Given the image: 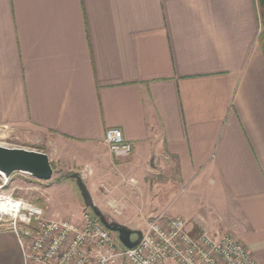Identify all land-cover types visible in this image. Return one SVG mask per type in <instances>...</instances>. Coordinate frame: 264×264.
Returning a JSON list of instances; mask_svg holds the SVG:
<instances>
[{
    "label": "crops",
    "instance_id": "obj_1",
    "mask_svg": "<svg viewBox=\"0 0 264 264\" xmlns=\"http://www.w3.org/2000/svg\"><path fill=\"white\" fill-rule=\"evenodd\" d=\"M262 30L258 0H0V129L50 159L71 147L110 182L90 189L100 208L133 198L132 180L168 217L204 203L201 230L264 263ZM109 128L131 155L111 152ZM0 264H25L11 231Z\"/></svg>",
    "mask_w": 264,
    "mask_h": 264
},
{
    "label": "built area",
    "instance_id": "obj_2",
    "mask_svg": "<svg viewBox=\"0 0 264 264\" xmlns=\"http://www.w3.org/2000/svg\"><path fill=\"white\" fill-rule=\"evenodd\" d=\"M105 142L117 157L132 153L120 128L107 129ZM8 204L9 210H2ZM4 215L10 223L0 226V232L17 236L25 264H264L234 234L203 229L195 235L185 218L165 212L147 222L133 248L123 245L91 210L82 219H48L37 205L0 198V221Z\"/></svg>",
    "mask_w": 264,
    "mask_h": 264
},
{
    "label": "rangeland",
    "instance_id": "obj_3",
    "mask_svg": "<svg viewBox=\"0 0 264 264\" xmlns=\"http://www.w3.org/2000/svg\"><path fill=\"white\" fill-rule=\"evenodd\" d=\"M258 2L263 23L262 36L259 42L263 49L264 19L262 13L264 8L260 4V1ZM0 144L7 147L34 149L31 148L32 146L29 144H24L15 133L3 129H0ZM50 152L52 153L51 162L54 167V174L49 180L37 179L29 173L21 171H16L9 176H5L4 173L0 172L1 201H6L11 198L15 201L37 205L44 209L48 219H82L83 212L91 209L86 207L77 180L71 177V174L79 173L89 190L96 187L101 192L103 191L104 195L110 194V192L107 191V184H110V182L99 180L95 183V180L92 181L88 176H85L86 166H84L85 162L83 157L75 156L73 153L74 150L71 147L63 146L60 150L50 148ZM123 179L124 178L121 176L119 182ZM126 179L128 182L129 178ZM132 182L131 184L134 185L127 186L135 189L137 192L135 196L133 195V198L125 199L124 207L115 206L107 208L103 206L100 208L110 220L117 221L132 229L143 231L146 228L147 222L159 213L165 212L167 217L173 215L170 209L168 210V208L165 209V207L161 208L157 206L159 203L157 195L160 194H156L154 190L148 193H142L140 182ZM153 188L154 183H152V189ZM180 196L181 191L179 190L178 197ZM134 197L140 200L139 203L135 201ZM144 198L147 201L142 202ZM136 203H138L137 207L135 206ZM180 204L181 211H184V213L190 217L188 218L180 215L187 220L189 229L193 231L195 235L198 234L201 228L194 217L197 215L205 217L207 215L204 203L198 204L196 208L189 206L190 203L186 201H182ZM215 215L217 216V214ZM9 218V215H4L3 219L0 221V226H8L10 223ZM113 234L118 236L117 233L113 232Z\"/></svg>",
    "mask_w": 264,
    "mask_h": 264
},
{
    "label": "water",
    "instance_id": "obj_4",
    "mask_svg": "<svg viewBox=\"0 0 264 264\" xmlns=\"http://www.w3.org/2000/svg\"><path fill=\"white\" fill-rule=\"evenodd\" d=\"M0 171L9 176L16 171L26 172L41 180H49L54 174V167L49 155L37 149L24 147H7L0 144ZM78 183L81 195L87 208H90L99 221L110 231L117 233L119 240L128 248L140 242L142 230L132 229L117 221L110 220L97 206L91 192L79 173L71 174ZM134 236V237H133Z\"/></svg>",
    "mask_w": 264,
    "mask_h": 264
},
{
    "label": "trees",
    "instance_id": "obj_5",
    "mask_svg": "<svg viewBox=\"0 0 264 264\" xmlns=\"http://www.w3.org/2000/svg\"><path fill=\"white\" fill-rule=\"evenodd\" d=\"M258 1H260V4L262 5V7L264 8V0H258ZM263 19H264V9H263ZM262 36V34L260 35V37ZM262 42H263V52H264V34H263V40H262ZM192 233H193V231H192ZM194 234V233H193Z\"/></svg>",
    "mask_w": 264,
    "mask_h": 264
},
{
    "label": "bare ground",
    "instance_id": "obj_6",
    "mask_svg": "<svg viewBox=\"0 0 264 264\" xmlns=\"http://www.w3.org/2000/svg\"><path fill=\"white\" fill-rule=\"evenodd\" d=\"M0 172H1V171H0ZM2 173H3V172H2ZM9 207H10V206H9V204H8V205H6L5 207H1V208H2V210H7V211H8V210H9Z\"/></svg>",
    "mask_w": 264,
    "mask_h": 264
}]
</instances>
